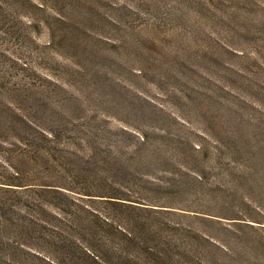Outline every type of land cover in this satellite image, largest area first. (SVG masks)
Listing matches in <instances>:
<instances>
[{"label": "rangeland", "instance_id": "374dc122", "mask_svg": "<svg viewBox=\"0 0 264 264\" xmlns=\"http://www.w3.org/2000/svg\"><path fill=\"white\" fill-rule=\"evenodd\" d=\"M63 118L82 123L75 143ZM156 127L182 142L154 144L163 158L142 165L153 207L215 240L167 231L185 254L167 263L264 264V0H0V264H76L52 231L78 243L81 231L42 184L117 187L100 169L104 150L129 162L138 145L121 129ZM69 195L112 212L99 196Z\"/></svg>", "mask_w": 264, "mask_h": 264}, {"label": "trees", "instance_id": "16d2710c", "mask_svg": "<svg viewBox=\"0 0 264 264\" xmlns=\"http://www.w3.org/2000/svg\"><path fill=\"white\" fill-rule=\"evenodd\" d=\"M73 63L78 66L77 63ZM60 107H63V105L60 104ZM21 120L31 129L39 128L48 132L53 136L52 139L60 137V130H57V126L44 127L36 122L30 121L28 123L24 119ZM61 124L63 129L67 131L68 137H71L72 143H75L76 138L80 139L81 136H75L71 131H76L77 126L82 123H74L63 118ZM68 125L72 127H68ZM155 129L151 132L141 130L138 133L121 129V133L127 136V144L129 142L138 145L132 148L131 152L125 151L128 154L127 160L129 162L121 160V157L113 153L108 147L104 150L105 156L101 158L100 162L105 164V166L99 165L100 169L107 172L112 170V174L108 172V175L112 176L113 184H117V187L112 185V183L106 184L105 178L99 186L103 190L95 191V193L88 189L81 190L60 182L58 184L54 182L42 184L44 185L42 188L45 192L44 197L49 198L44 200L45 203L56 209L58 214L66 219L63 222L64 224L67 221L69 222L70 229L75 231L79 229L78 232L81 231L80 238L76 237L77 240L80 239L78 240L79 243L72 237L67 238L60 231H52L53 241L55 242L53 244L62 249L64 260L67 258L70 262L76 264H168L167 260L170 257L185 255L183 252L170 248L172 238L166 236L165 233L172 230L186 231L187 229L188 232L193 233L196 237L215 245V240H213L211 235L194 231L191 226L188 228L181 227L179 222L165 220L161 215L166 213L167 210L162 212L160 210L163 209L153 207L156 204H153L152 200L149 199L151 197L149 193L157 190L150 186L154 182L152 171L143 167H148L149 164L146 161L152 162L153 160H150L152 159L150 157H154L157 154L155 149L151 147L160 143L173 146L182 142L179 136L173 135L163 128L156 127ZM205 135L216 143H225L223 136L209 132H206ZM74 137L76 138L74 139ZM89 143L90 149L97 148L96 145H93L94 141ZM199 148L200 146L193 150L197 151ZM235 153L238 152L228 150L229 156H233H231V160L235 157ZM255 154V152L251 153V158H255ZM158 155L154 157V161H161L163 158H159ZM181 165L192 172H196L195 175L201 178V174H198L197 170H193L194 168H189L184 163ZM131 191L138 193L136 197L130 195ZM69 192L89 197L99 196V200L109 205L112 212L104 211L101 213L97 210L89 209L85 206L86 203H81L79 198H72ZM89 197L86 199H90ZM222 245L224 246L223 248L226 247L225 244ZM149 260L151 262H148ZM61 263L56 261L54 264Z\"/></svg>", "mask_w": 264, "mask_h": 264}]
</instances>
